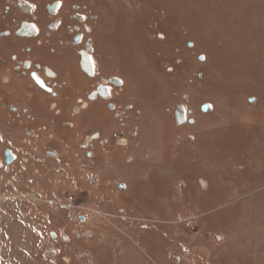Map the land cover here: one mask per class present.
Listing matches in <instances>:
<instances>
[{
  "label": "flooded vegetation",
  "instance_id": "obj_1",
  "mask_svg": "<svg viewBox=\"0 0 264 264\" xmlns=\"http://www.w3.org/2000/svg\"><path fill=\"white\" fill-rule=\"evenodd\" d=\"M119 18L97 0H0V190L8 187L13 197L3 201H15L9 209L0 206V214L9 234L11 218L33 225L38 232L31 241H42L43 255L53 263L103 264L94 221L107 212L123 215L116 217L137 233H144L146 222L158 223L136 193L161 163L144 152L147 129L154 121L162 126L148 93L155 78L141 72L156 60L150 53L130 60L134 38ZM197 59L204 61L203 55ZM159 66L172 73L165 61ZM180 98L172 109L176 139L192 141L205 124L201 106L208 103L192 109L186 95ZM169 102L167 115L174 99ZM177 108L183 111L179 125ZM99 190L105 195L95 201ZM124 230L123 264H154L138 234L132 238Z\"/></svg>",
  "mask_w": 264,
  "mask_h": 264
},
{
  "label": "rangeland",
  "instance_id": "obj_2",
  "mask_svg": "<svg viewBox=\"0 0 264 264\" xmlns=\"http://www.w3.org/2000/svg\"><path fill=\"white\" fill-rule=\"evenodd\" d=\"M97 1L120 17L124 33L133 36L130 60L147 54L156 60L146 68L142 65L141 72L155 78L151 88L147 82L143 86L157 103L153 116L162 126L154 121L147 129L150 138L144 152L157 155L161 163L136 193L154 209L149 218L158 222L140 227V245L147 238L160 247L153 252L145 247L144 255L153 261V254L158 255L155 264H182L180 255L193 259L186 243L197 233L200 248L223 253L224 264H264V0ZM119 5L137 21L123 14ZM186 43H192L191 50ZM162 60L172 69L170 75L159 66ZM181 95L187 96L192 109L202 103L210 106L192 141L176 139L172 109ZM111 177L121 180L113 172ZM7 188L0 190L3 209L15 202L3 201L13 197ZM101 194L105 191H97L93 200ZM134 213L148 219L145 212ZM105 214L101 217L122 237L124 229L132 238L137 235L131 231L135 225L126 228L116 217L123 216L120 213ZM10 221L11 234L4 227L9 225L7 218L0 214V264H64L44 257L42 241H31L38 232L33 225L26 228L20 220ZM120 235L116 238L122 241ZM115 249L109 243L99 249L103 264H123L120 257L113 260Z\"/></svg>",
  "mask_w": 264,
  "mask_h": 264
},
{
  "label": "crops",
  "instance_id": "obj_3",
  "mask_svg": "<svg viewBox=\"0 0 264 264\" xmlns=\"http://www.w3.org/2000/svg\"><path fill=\"white\" fill-rule=\"evenodd\" d=\"M101 224V225H104L105 226V228L106 229H108V232L110 233V234H112V230L116 233V234H114V235H111V236H109L108 235V233L106 234V236H104V237H102V235H101V232L97 229V224ZM110 223H107V221H106V219L104 218V217H101V216H98L97 217V219H95V221H94V228H95V230H96V234H97V239H96V246H97V248H101V247H103V246H105L106 244H110V246H112V248H117V249H115V250H112L113 251V253H114V251H116L117 253L116 254H113L112 256V258H113V260L115 261V260H117L118 259V257H120L119 259H121V247H122V241H120L118 238H116V237H119L118 235H120V233L118 232V231H116V230H114V229H112V227L109 225ZM134 233H136V234H138L137 233V231L135 230L134 231ZM144 235V234H143ZM120 238H122V236L120 235ZM114 239V240H113ZM122 240V239H121ZM145 240V241H144ZM156 244V245H155ZM154 244V242H151V241H148V239L147 238H143V241H142V246H141V248L144 250V248L146 247V249H147V251H151V252H153V251H156V247L157 248H159L160 246L157 244V243H155ZM144 246V247H143ZM153 250V251H152ZM181 254V253H180ZM147 257H149L148 255H146ZM153 256L155 257V260L157 259V258H159V257H157L158 255H155V253L153 254ZM180 257V259L179 260H183V263L182 264H197L196 262H195V260H193V259H190V258H185V257H181V255L179 256ZM153 257H152V261H153ZM155 260L153 261L154 262V264H155ZM157 260H159V259H157ZM162 264H172V263H170L169 261H167V260H163V263Z\"/></svg>",
  "mask_w": 264,
  "mask_h": 264
},
{
  "label": "trees",
  "instance_id": "obj_4",
  "mask_svg": "<svg viewBox=\"0 0 264 264\" xmlns=\"http://www.w3.org/2000/svg\"><path fill=\"white\" fill-rule=\"evenodd\" d=\"M96 227L101 232L102 237L106 236L107 233L109 236L116 234L113 230L112 234H110L108 232V229H106L105 226L101 225L100 223L97 224ZM190 237L191 239H189V242L186 243V248H191V252L193 253L192 258L197 264H204V262H206V264L225 263V256L223 255V253L216 251L211 252V250L209 251V246L207 247L208 250L206 249V251H203V248H200L201 241L198 240L199 237L197 236V233L191 234ZM188 251L190 250L188 249Z\"/></svg>",
  "mask_w": 264,
  "mask_h": 264
},
{
  "label": "water",
  "instance_id": "obj_5",
  "mask_svg": "<svg viewBox=\"0 0 264 264\" xmlns=\"http://www.w3.org/2000/svg\"><path fill=\"white\" fill-rule=\"evenodd\" d=\"M200 60H202V57H200ZM252 102V99L249 100ZM210 109V106L208 104H204L201 106V110L206 113ZM175 119H176V125H179L183 120V111L182 108H177L175 111Z\"/></svg>",
  "mask_w": 264,
  "mask_h": 264
},
{
  "label": "bare ground",
  "instance_id": "obj_6",
  "mask_svg": "<svg viewBox=\"0 0 264 264\" xmlns=\"http://www.w3.org/2000/svg\"><path fill=\"white\" fill-rule=\"evenodd\" d=\"M132 42V41H131ZM136 75V74H135ZM131 77V76H130Z\"/></svg>",
  "mask_w": 264,
  "mask_h": 264
},
{
  "label": "built area",
  "instance_id": "obj_7",
  "mask_svg": "<svg viewBox=\"0 0 264 264\" xmlns=\"http://www.w3.org/2000/svg\"><path fill=\"white\" fill-rule=\"evenodd\" d=\"M70 200H68V202H69Z\"/></svg>",
  "mask_w": 264,
  "mask_h": 264
}]
</instances>
